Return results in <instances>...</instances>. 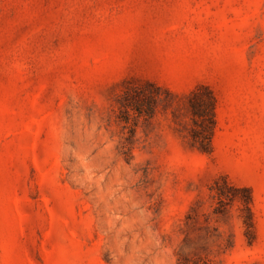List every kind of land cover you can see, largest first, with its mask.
I'll use <instances>...</instances> for the list:
<instances>
[{
    "label": "rangeland",
    "instance_id": "rangeland-1",
    "mask_svg": "<svg viewBox=\"0 0 264 264\" xmlns=\"http://www.w3.org/2000/svg\"><path fill=\"white\" fill-rule=\"evenodd\" d=\"M0 264H264V0H0Z\"/></svg>",
    "mask_w": 264,
    "mask_h": 264
},
{
    "label": "trees",
    "instance_id": "trees-1",
    "mask_svg": "<svg viewBox=\"0 0 264 264\" xmlns=\"http://www.w3.org/2000/svg\"><path fill=\"white\" fill-rule=\"evenodd\" d=\"M141 95H143L145 99L148 100V102H153L155 100L154 95L147 96L145 92H143ZM197 96L198 94H195V97ZM195 104H200L195 105L199 107V109H196L198 107H195V110H199L198 113H195L199 118V120H195V123L197 124V126L200 127V130L195 131V138L200 141L203 149H206V146L208 145L210 140V136L212 135L216 125L215 102L213 98H210V100L208 101L201 99L200 101H196ZM151 108L152 107L150 106L147 110H151ZM131 109L139 115H142L144 112H147V110L143 106H141L138 101L137 105L131 106Z\"/></svg>",
    "mask_w": 264,
    "mask_h": 264
}]
</instances>
